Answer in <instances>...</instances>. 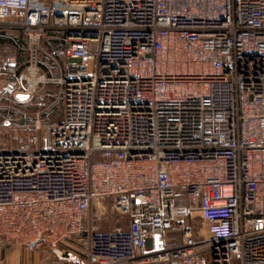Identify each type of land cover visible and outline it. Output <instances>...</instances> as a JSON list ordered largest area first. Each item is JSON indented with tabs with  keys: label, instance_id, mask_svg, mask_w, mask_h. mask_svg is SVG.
<instances>
[{
	"label": "built area",
	"instance_id": "2783aa9c",
	"mask_svg": "<svg viewBox=\"0 0 264 264\" xmlns=\"http://www.w3.org/2000/svg\"><path fill=\"white\" fill-rule=\"evenodd\" d=\"M0 27L19 31L0 98L62 94L59 121L36 113L14 146L0 141V246L73 240L84 264H264V0H0ZM55 31L49 75L41 39ZM108 202L126 223L100 231Z\"/></svg>",
	"mask_w": 264,
	"mask_h": 264
},
{
	"label": "rangeland",
	"instance_id": "374dc122",
	"mask_svg": "<svg viewBox=\"0 0 264 264\" xmlns=\"http://www.w3.org/2000/svg\"><path fill=\"white\" fill-rule=\"evenodd\" d=\"M41 65L43 70L47 74H58L59 68L54 62V58L61 61L63 59V41L60 32H47L41 39ZM11 109V118L13 127L7 131L3 129L1 121L5 116L7 109ZM36 113H39L40 120L43 125H51L61 119L62 116V94L59 92V88L54 85H46L39 93L28 99L27 102L20 103L17 100L10 101L5 95L0 98V141L8 142L11 145H15L17 135H21L26 132V126H29ZM107 212L105 214V222L99 230L106 231L112 226H115V222L120 225L126 223V217L120 215L110 207V202L106 205ZM193 224L196 229H200L201 222L198 219L193 220ZM198 231V230H197ZM195 230V232H197ZM179 230L166 231L163 234L164 240L169 237H174L176 240H180Z\"/></svg>",
	"mask_w": 264,
	"mask_h": 264
},
{
	"label": "crops",
	"instance_id": "0c3cea01",
	"mask_svg": "<svg viewBox=\"0 0 264 264\" xmlns=\"http://www.w3.org/2000/svg\"><path fill=\"white\" fill-rule=\"evenodd\" d=\"M18 32L10 27H0V59L14 52L11 38ZM165 242L169 247L180 244L179 238L174 237L165 239ZM0 264H84V259L73 240L56 245L43 241L33 251L13 245L0 246Z\"/></svg>",
	"mask_w": 264,
	"mask_h": 264
},
{
	"label": "water",
	"instance_id": "95a60500",
	"mask_svg": "<svg viewBox=\"0 0 264 264\" xmlns=\"http://www.w3.org/2000/svg\"><path fill=\"white\" fill-rule=\"evenodd\" d=\"M2 84H0V90H1V88H2ZM29 97H30V95L29 94H18L17 96H16V98L17 99H19V100H27V99H29Z\"/></svg>",
	"mask_w": 264,
	"mask_h": 264
}]
</instances>
